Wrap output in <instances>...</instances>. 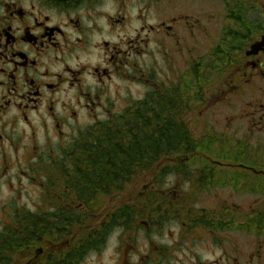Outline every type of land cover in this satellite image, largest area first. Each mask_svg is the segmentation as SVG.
Wrapping results in <instances>:
<instances>
[{
    "label": "flooded vegetation",
    "instance_id": "1",
    "mask_svg": "<svg viewBox=\"0 0 264 264\" xmlns=\"http://www.w3.org/2000/svg\"><path fill=\"white\" fill-rule=\"evenodd\" d=\"M202 70L215 77L211 103L245 104L228 116L264 135V0H0V264H92L113 236L117 264L168 257L151 234L171 223L151 231L145 223L137 263L127 254L142 230L109 226L98 239L74 240L73 213L102 222L104 211L74 206L71 186L64 177L49 183L48 168L71 164L62 153L81 118L118 119L139 100L164 102V119L169 108L180 117L184 91L200 99ZM137 85L146 88L141 98L129 91ZM176 236L184 240L183 229Z\"/></svg>",
    "mask_w": 264,
    "mask_h": 264
},
{
    "label": "trees",
    "instance_id": "2",
    "mask_svg": "<svg viewBox=\"0 0 264 264\" xmlns=\"http://www.w3.org/2000/svg\"><path fill=\"white\" fill-rule=\"evenodd\" d=\"M205 80L201 75L200 81ZM163 104L139 100L133 111L128 109L118 119L88 126L62 153L63 159L71 164L58 166L50 173L48 168L49 183L58 186L59 178L64 177L71 186L74 206L81 204L91 209L102 195L115 192L129 198L120 204L118 210L106 214L102 222L96 223L90 214L73 213L75 226L71 230L72 238L84 241L98 239V232L103 227L107 231L109 226L139 233L146 230V223L151 231L156 223H172L173 220L175 224L178 218H182L184 225L191 229L203 227L215 231L234 226L258 236L264 234V209L255 210L249 216L236 213L226 222L222 218L223 213L194 206L196 198L193 199V194L198 193V186L204 183L211 187L218 183L227 184L223 176V179L217 176L221 172L218 169L220 165L209 162L217 140L211 136H195L177 115V109L169 108L164 119L162 115L166 110ZM197 161H201L203 166L195 173L188 168V163ZM169 176L176 181L181 177L178 184L187 182L192 187L179 201L175 197L173 199L177 201H173L172 190L163 188L169 186L166 182ZM238 186L246 188V184L235 183V187ZM213 214L217 217L216 223L208 219ZM86 223L90 227H78Z\"/></svg>",
    "mask_w": 264,
    "mask_h": 264
},
{
    "label": "rangeland",
    "instance_id": "3",
    "mask_svg": "<svg viewBox=\"0 0 264 264\" xmlns=\"http://www.w3.org/2000/svg\"><path fill=\"white\" fill-rule=\"evenodd\" d=\"M201 7L202 9L204 8L202 5ZM215 26L217 27L218 25L215 24ZM203 61V63H206L204 56ZM201 75L206 80L199 82L200 99L195 100L196 98H190L187 100L188 93L184 91L185 100H179V104L184 107L183 112H180V117L187 123L195 136H200L201 138L203 136H211L217 140L212 150L213 153L210 154L212 160L209 162H215L220 165L218 169L221 172L217 176L221 178L223 176L227 184L218 183L211 187L204 183L203 186H198V193L193 194V199L196 198L194 200V206L197 209L223 213L222 218L228 222L231 216H236V213L249 216L255 210L264 209V174H257V171L262 170L264 172V135L249 129L245 120H232L228 116L229 113H237L240 109L243 111L246 108L245 104L241 106L239 102L233 100L232 103L237 108L230 109L225 105L211 103L212 98L209 100V96L212 89V79L215 77L212 74L211 76L209 71L204 70L200 72ZM131 89H129L131 94L138 96V98H141L146 92V88L140 85L133 88L134 94ZM194 91L195 87H191L189 94L193 95ZM80 121V129L83 128V130L87 125L91 126L100 122L85 118H81ZM80 129L79 131H81ZM79 131L76 130L75 133ZM56 142L57 140L54 141L52 146L54 149L56 148ZM48 143L41 141L40 146L44 148ZM69 145L66 146V149H68ZM225 150L228 152L227 155H223L227 153ZM238 163L241 165L237 166ZM188 164L190 165L188 168L195 173L203 166L201 161ZM176 179L180 182L181 177ZM177 181L169 176L166 180L169 186H163V188L172 190V196H169L172 199L175 197L179 201V199L181 200L183 198L185 192L191 191L192 187L187 182L178 184ZM238 182L246 184V188L241 186L236 188L235 183ZM34 191L37 193V190ZM100 198L99 201L95 202L96 204H94L93 208L104 211L99 213L101 217L118 210L120 204L129 200L127 195L118 192L102 195ZM37 201V199H29L23 200L22 202L32 207ZM167 201H171V199ZM173 201L177 200L173 199ZM220 207L222 208L220 209ZM208 219L209 221H215V223L217 221V217L214 214ZM182 229L185 238L184 240L180 239V242H176L179 239L176 234H180ZM142 232L136 237V247L134 248L136 254H127L132 256V263H137L136 258L146 254L144 244L146 242L144 240L147 238V234L143 230ZM162 234L161 237H156V232L151 234L153 240H163L159 244L170 247L169 250H165L166 254L169 255L164 259L166 261H160L159 264H264V234L258 236L246 230L235 228L234 226L232 228L228 227L209 231L203 227L191 229L185 225L177 226L172 223L167 224ZM115 241L116 238L114 236L111 237L108 242L109 247L104 250L103 254L99 257L90 258L88 262L92 264H117L119 260L118 246ZM176 243H178V247L173 248V245H176ZM126 249L128 247L124 250ZM143 258L145 264L148 259L145 256ZM158 261L156 264H158Z\"/></svg>",
    "mask_w": 264,
    "mask_h": 264
},
{
    "label": "water",
    "instance_id": "4",
    "mask_svg": "<svg viewBox=\"0 0 264 264\" xmlns=\"http://www.w3.org/2000/svg\"><path fill=\"white\" fill-rule=\"evenodd\" d=\"M258 46H259V43H256V44L252 47L254 52L257 50Z\"/></svg>",
    "mask_w": 264,
    "mask_h": 264
}]
</instances>
